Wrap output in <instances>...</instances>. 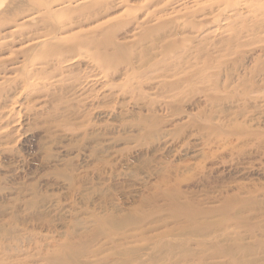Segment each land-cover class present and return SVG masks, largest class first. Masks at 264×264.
Listing matches in <instances>:
<instances>
[{
    "label": "rangeland",
    "instance_id": "1",
    "mask_svg": "<svg viewBox=\"0 0 264 264\" xmlns=\"http://www.w3.org/2000/svg\"><path fill=\"white\" fill-rule=\"evenodd\" d=\"M55 1L0 0V264H264V0Z\"/></svg>",
    "mask_w": 264,
    "mask_h": 264
},
{
    "label": "bare ground",
    "instance_id": "2",
    "mask_svg": "<svg viewBox=\"0 0 264 264\" xmlns=\"http://www.w3.org/2000/svg\"><path fill=\"white\" fill-rule=\"evenodd\" d=\"M4 2H6V1H4ZM55 2H58L57 4H64V3H70V2H72V0H57V1H55ZM2 3H3V1H2ZM50 3H52V1H50ZM4 5V4H3ZM2 5V6H3ZM1 6V7H2ZM43 8H42V10H44V11H46V12H49L50 11V4H49V1H47L46 3H44V4H42L41 5ZM33 9H37L36 7H34ZM38 11V10H37Z\"/></svg>",
    "mask_w": 264,
    "mask_h": 264
}]
</instances>
